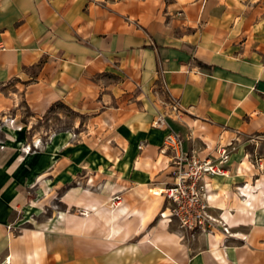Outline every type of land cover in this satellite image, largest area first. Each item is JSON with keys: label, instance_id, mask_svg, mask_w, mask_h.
I'll list each match as a JSON object with an SVG mask.
<instances>
[{"label": "crops", "instance_id": "crops-1", "mask_svg": "<svg viewBox=\"0 0 264 264\" xmlns=\"http://www.w3.org/2000/svg\"><path fill=\"white\" fill-rule=\"evenodd\" d=\"M256 9L243 0H0V108L15 103L17 88L37 115L62 102L89 121L85 137L57 132L29 153L23 132L6 123L0 262L234 264L229 247L222 256L226 234L206 233L195 249L165 217L158 189L174 181L175 165L162 145L167 130L151 121L169 112L184 149L201 158L227 148L209 200L231 236L245 239L231 228L253 227L259 209L264 218V169L249 173L242 143L264 131ZM53 194L65 208L42 209ZM114 195L120 204L110 209Z\"/></svg>", "mask_w": 264, "mask_h": 264}, {"label": "rangeland", "instance_id": "rangeland-1", "mask_svg": "<svg viewBox=\"0 0 264 264\" xmlns=\"http://www.w3.org/2000/svg\"><path fill=\"white\" fill-rule=\"evenodd\" d=\"M243 1L247 3L249 2L250 4L254 3L256 5V15L261 12H264V0ZM4 93L8 95L9 91L5 89ZM9 95L15 98V103L9 104L8 109H5V111L2 110L4 108H0V110L2 111L0 112V145H2L3 148V142L5 141L6 133L12 134L10 132L11 130L6 126V123H8V125L14 124L17 129H20L21 132H23V140L24 138H26V141L21 145V151L25 153H29L31 151L36 150V148L44 146L46 142H48L51 137L57 132L69 133L70 140L77 139V136L80 139L85 137L86 133L84 132V130H86L87 125L89 123L87 118L88 115L86 113H81L80 111L72 109L62 102H58L49 107V109H47L44 113L37 115L26 104L22 90H19L17 88L12 89ZM15 112H17L18 114L17 122H13L12 118ZM251 136H245L242 142L244 144L245 150L247 152L249 151V154L247 153L245 155L246 157L243 161L247 162L250 167H252V165L254 166V168H251L249 173L251 172L259 174L264 169V131L253 133ZM15 139L19 138L15 137ZM28 145L30 150H27ZM3 148H1L0 150H2ZM251 177L253 178V176ZM245 185L246 183H238L233 189L234 193L241 192V187H244ZM210 190L211 186L209 187V192H212ZM149 193H151V195L153 196H158L152 194L153 190H150ZM48 195L49 194H47V196ZM47 196L45 195V197ZM115 196L117 195H114L112 200H110V209L114 208L111 205L116 204L117 202ZM210 203L212 205L210 211L215 217H217L219 221L217 222V226L207 233L221 232V212L212 204V202ZM229 206H235V203L231 201L228 203V207ZM57 208H65L62 202L58 201L57 194H53V196L50 195L49 197H47L46 204L42 207V209L46 211L55 210ZM74 209L78 212L84 211V209L82 208ZM258 211V217L256 218L253 227H245L243 229H238L239 227L231 228V231L233 232L240 231L241 233H244V235L246 236L245 239L232 237L229 236L227 233H224L226 234L225 237L221 235L222 242L224 244L221 245L222 256L226 258L225 252L223 250L224 246L229 247V249H226L228 253V258H230L234 264H264V218L260 217V215H262L260 214L262 209H259ZM173 226L177 229L175 221L173 222ZM205 234L206 233H195L194 235H187L183 238L180 234L178 235L182 241H185L187 243L190 242V244H193V247H195V249H199V247L203 245L200 241L203 242L204 239H207ZM4 260L5 259H3L1 262H3Z\"/></svg>", "mask_w": 264, "mask_h": 264}, {"label": "built area", "instance_id": "built-area-1", "mask_svg": "<svg viewBox=\"0 0 264 264\" xmlns=\"http://www.w3.org/2000/svg\"><path fill=\"white\" fill-rule=\"evenodd\" d=\"M167 105L170 111H180L179 102L171 96ZM168 115L170 113L167 111H158L151 121L153 127L167 130L162 145L172 153L175 165L174 181L158 189V194H162L167 202L168 213L165 216L161 212V216L175 221L182 238L195 233H207L213 230L219 221L210 211L212 205L208 193L209 179L214 175L225 174L223 164L228 160L229 152L225 146H220L217 156L201 158L186 151L183 138L167 120ZM27 148L30 150L29 145ZM115 199L116 204L119 203L118 196H115ZM5 262L7 259L1 264Z\"/></svg>", "mask_w": 264, "mask_h": 264}, {"label": "bare ground", "instance_id": "bare-ground-1", "mask_svg": "<svg viewBox=\"0 0 264 264\" xmlns=\"http://www.w3.org/2000/svg\"><path fill=\"white\" fill-rule=\"evenodd\" d=\"M119 204L120 203H117V204H112L111 206H113L114 208L115 207H118L119 206ZM256 209V208H255ZM221 219V218H220ZM220 222H221V226H222V231L221 232H223V233H227L229 236H231V232H230V228H229V226L221 219L220 220ZM225 227L227 228V230L225 231Z\"/></svg>", "mask_w": 264, "mask_h": 264}]
</instances>
